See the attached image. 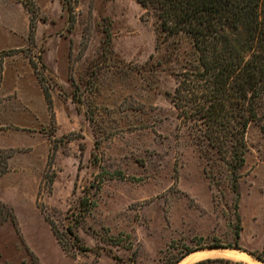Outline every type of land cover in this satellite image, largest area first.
<instances>
[{"label": "rangeland", "instance_id": "rangeland-1", "mask_svg": "<svg viewBox=\"0 0 264 264\" xmlns=\"http://www.w3.org/2000/svg\"><path fill=\"white\" fill-rule=\"evenodd\" d=\"M178 49L136 0H0V264H176L213 248L264 263V118L245 130L237 201L227 161L171 101ZM208 258L247 264H186Z\"/></svg>", "mask_w": 264, "mask_h": 264}, {"label": "trees", "instance_id": "trees-1", "mask_svg": "<svg viewBox=\"0 0 264 264\" xmlns=\"http://www.w3.org/2000/svg\"><path fill=\"white\" fill-rule=\"evenodd\" d=\"M136 1L156 17L159 36L178 43L176 56L184 66L169 93L171 101L179 119L191 123L194 138L205 153L214 150L227 161L238 201L236 172L244 163L245 130L251 122L264 118V0ZM29 30L32 33V23ZM185 40L190 43L191 57L184 55L180 45ZM44 97L50 106L46 91ZM261 130L264 132V125ZM11 157L12 150L0 149V175L9 170ZM81 202L88 206L91 196L85 194ZM4 215L13 217L8 210ZM51 227L66 249L61 232L53 223ZM66 231L73 234L71 227ZM78 248L81 252L90 250L85 245ZM251 255L263 261L262 256ZM193 264L243 263L208 258Z\"/></svg>", "mask_w": 264, "mask_h": 264}, {"label": "bare ground", "instance_id": "bare-ground-1", "mask_svg": "<svg viewBox=\"0 0 264 264\" xmlns=\"http://www.w3.org/2000/svg\"><path fill=\"white\" fill-rule=\"evenodd\" d=\"M206 256H220V257H225L233 260H238V261H243L247 264H264L261 261L247 255L243 251L237 250V249H212V250H207V251H194L190 253L188 256L185 258L181 259L179 262L176 264H186L189 261H194L202 257Z\"/></svg>", "mask_w": 264, "mask_h": 264}, {"label": "water", "instance_id": "water-1", "mask_svg": "<svg viewBox=\"0 0 264 264\" xmlns=\"http://www.w3.org/2000/svg\"><path fill=\"white\" fill-rule=\"evenodd\" d=\"M228 249V248H227ZM240 251H242V250H240ZM244 253H246L247 255H249V256H251V254L250 253H248V252H245V251H243ZM252 257V256H251ZM256 259V258H255ZM258 260V259H257Z\"/></svg>", "mask_w": 264, "mask_h": 264}, {"label": "crops", "instance_id": "crops-1", "mask_svg": "<svg viewBox=\"0 0 264 264\" xmlns=\"http://www.w3.org/2000/svg\"><path fill=\"white\" fill-rule=\"evenodd\" d=\"M7 172H8V171H7ZM7 172H6V173H7ZM6 173H4L3 175H5ZM3 175H0V176H3Z\"/></svg>", "mask_w": 264, "mask_h": 264}]
</instances>
